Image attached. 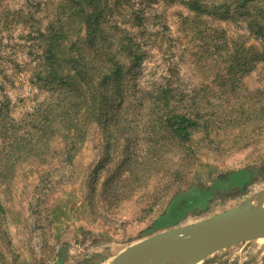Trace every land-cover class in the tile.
<instances>
[{"label":"rangeland","instance_id":"374dc122","mask_svg":"<svg viewBox=\"0 0 264 264\" xmlns=\"http://www.w3.org/2000/svg\"><path fill=\"white\" fill-rule=\"evenodd\" d=\"M57 1H0V102L8 103H0V264H111L155 233L264 192V61L252 60L263 42L243 22L198 16L174 0H130L145 16L146 34L131 30L147 51L133 80L141 90L113 104L107 122L90 118L75 147L63 128L32 135L39 103L57 97L32 78L33 36ZM127 19L114 10L104 26L123 34ZM168 80L178 109L216 117L208 130L180 139L165 128L158 87ZM193 195L200 199L171 225H158ZM239 242L197 264H229Z\"/></svg>","mask_w":264,"mask_h":264},{"label":"trees","instance_id":"16d2710c","mask_svg":"<svg viewBox=\"0 0 264 264\" xmlns=\"http://www.w3.org/2000/svg\"><path fill=\"white\" fill-rule=\"evenodd\" d=\"M173 2L186 5L198 16L245 23L249 35L263 42L262 48L255 52L252 60L254 63L264 61V0ZM114 10H118V14L124 11L127 14L125 27L120 26L123 34L118 31L119 27L111 32L104 26L113 16ZM15 13L20 14L19 11ZM31 18L35 20L34 15H31ZM20 20L17 16L16 21ZM144 21L145 16L135 10L130 0L57 1L53 19L44 28L39 26L36 29L37 35L34 34L33 39H36L34 48L37 50L31 52L35 55L34 58L38 59L33 81L57 93V97L55 102L44 100L39 103L38 109L42 112L39 111V117L31 123V127L35 128L31 131L32 135L35 136L41 128L48 133L63 128L65 132L70 131L64 138H68L71 147H75L76 142L82 139L86 122L90 118L107 122V113L113 104H126L130 95L133 96L137 90H141L140 87L137 89L133 80L147 57V51L144 50V44L136 40L131 30L137 27L144 32L142 35H145ZM246 71L248 70L244 72ZM169 81L166 85L158 87L164 108L161 122L165 124V128L180 139L190 138L198 129L208 130L216 117L204 115L199 106L200 110L178 109L174 101L175 95L172 93L174 88ZM0 103L8 107V103ZM109 118H112L111 115ZM21 140L17 141L18 150L21 149ZM234 175L237 179L243 178L240 172ZM199 199L198 195L180 199L172 206L170 219L160 221L158 225H171L177 216L183 214V211ZM2 210L0 197V211Z\"/></svg>","mask_w":264,"mask_h":264},{"label":"water","instance_id":"95a60500","mask_svg":"<svg viewBox=\"0 0 264 264\" xmlns=\"http://www.w3.org/2000/svg\"><path fill=\"white\" fill-rule=\"evenodd\" d=\"M264 234V192L187 225L155 233L123 250L111 264H197L221 248Z\"/></svg>","mask_w":264,"mask_h":264},{"label":"crops","instance_id":"0c3cea01","mask_svg":"<svg viewBox=\"0 0 264 264\" xmlns=\"http://www.w3.org/2000/svg\"><path fill=\"white\" fill-rule=\"evenodd\" d=\"M248 243V245H253L255 244V246H257L258 248H249L248 251L243 250L244 248H241V244H245ZM240 246L239 249H236L238 247H236V250H233V258H231L229 260V264H235V263H231L233 261V259L235 257H238L239 255H244L247 252H249L248 256H249V260L247 261V259H242L241 261L238 260V262L236 264H259V261H264V234L258 235V236H253V237H249L246 239H243L239 242ZM238 244V245H239ZM223 248H227L226 246ZM221 248V249H223ZM246 252V253H245ZM230 255L229 253L227 254V256ZM232 260V261H231ZM264 264V263H263Z\"/></svg>","mask_w":264,"mask_h":264}]
</instances>
